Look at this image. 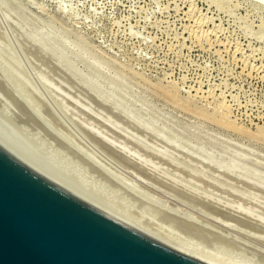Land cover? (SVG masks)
Here are the masks:
<instances>
[{"label":"rangeland","instance_id":"rangeland-1","mask_svg":"<svg viewBox=\"0 0 264 264\" xmlns=\"http://www.w3.org/2000/svg\"><path fill=\"white\" fill-rule=\"evenodd\" d=\"M1 129L154 233L264 264V0H0Z\"/></svg>","mask_w":264,"mask_h":264},{"label":"water","instance_id":"water-1","mask_svg":"<svg viewBox=\"0 0 264 264\" xmlns=\"http://www.w3.org/2000/svg\"><path fill=\"white\" fill-rule=\"evenodd\" d=\"M0 264H209L98 203L0 133Z\"/></svg>","mask_w":264,"mask_h":264},{"label":"bare ground","instance_id":"bare-ground-1","mask_svg":"<svg viewBox=\"0 0 264 264\" xmlns=\"http://www.w3.org/2000/svg\"><path fill=\"white\" fill-rule=\"evenodd\" d=\"M224 1V0H223ZM227 2V1H226ZM224 5V4H223ZM1 133L2 135H4L7 139H9L12 143H14L17 147H19L22 151H24L25 153H27L28 155H30L31 157H33L35 160H37L38 162L40 161V156L39 154H37L34 151L28 150L26 149L22 143H20V141L12 138L6 131H3L1 129ZM41 163V162H40ZM44 166H46L48 169H50L51 171H53L54 173H56L57 175H59L61 178H63L64 180H66L67 182H69L70 184H72L74 187H76L77 189H79L80 191H82L83 193H85L86 195H88L89 197H91L92 199H94L95 201H97L98 203L102 204L103 206H105L106 208H108L109 210H111L112 212L116 213L117 215H119L120 217H122L123 219H125L126 221L130 222L131 224H133L134 226H136L137 228L143 230L144 232L152 235L153 237L161 240L162 242L170 245L171 247L180 250L181 252H184L185 254H188L190 256H194L195 258H198L200 260H203L209 264H226V261H223L222 259L219 258H215V257H205L203 253L193 249V248H189L186 247L182 244H180L177 241H174L170 238H166L160 234H156L153 231H151V229L149 227H145V226H141L138 223H136L135 221L129 219L126 216H122V214H120L116 209L108 206V204L106 202H104L103 200H101V198L99 199V197L89 194L84 188L82 187H78L76 185H74V182L68 178L67 176H65L63 173L58 172V170L56 171L55 169H53L49 164H43ZM240 168V167H239ZM241 169V168H240ZM244 170V169H243ZM226 171V170H225ZM241 171V170H240ZM256 172V171H255ZM243 173V172H242ZM248 174V173H247ZM238 175V174H237ZM257 180V179H256ZM255 180V181H256ZM263 180V179H262Z\"/></svg>","mask_w":264,"mask_h":264}]
</instances>
